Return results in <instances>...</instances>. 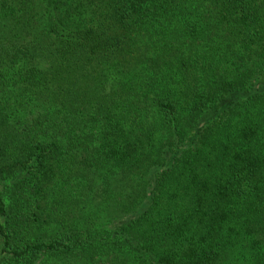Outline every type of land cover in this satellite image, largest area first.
Masks as SVG:
<instances>
[{
  "label": "trees",
  "instance_id": "1",
  "mask_svg": "<svg viewBox=\"0 0 264 264\" xmlns=\"http://www.w3.org/2000/svg\"><path fill=\"white\" fill-rule=\"evenodd\" d=\"M0 264H264V0H0Z\"/></svg>",
  "mask_w": 264,
  "mask_h": 264
}]
</instances>
